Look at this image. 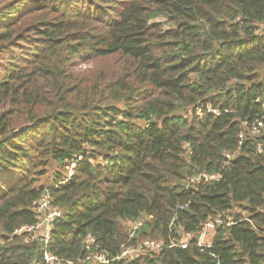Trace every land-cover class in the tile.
Masks as SVG:
<instances>
[{
    "label": "trees",
    "instance_id": "obj_1",
    "mask_svg": "<svg viewBox=\"0 0 264 264\" xmlns=\"http://www.w3.org/2000/svg\"><path fill=\"white\" fill-rule=\"evenodd\" d=\"M257 121L264 0H0V264L146 241L165 245L111 264H264ZM205 172L222 178L186 187ZM45 193L63 212L48 244L16 233ZM218 215L206 246L175 245Z\"/></svg>",
    "mask_w": 264,
    "mask_h": 264
},
{
    "label": "built area",
    "instance_id": "obj_2",
    "mask_svg": "<svg viewBox=\"0 0 264 264\" xmlns=\"http://www.w3.org/2000/svg\"><path fill=\"white\" fill-rule=\"evenodd\" d=\"M199 116L203 115L202 109L197 110ZM209 112L218 114V111L214 109H209ZM253 132L257 131L264 127L263 121H257L252 125ZM242 138V136H241ZM260 149V147H259ZM232 158L231 154H226L225 159L229 162ZM76 164H72L68 171L67 181L73 177L74 169ZM222 178L220 173L209 174V173H200L196 174L193 177H190L186 182V187H193L198 184L218 182ZM52 199L49 193L43 194L39 200L33 203V207L37 214L39 215V221L36 225L26 226L18 230L17 234L27 233L30 236L31 241H35L38 237H42L45 244H48L51 238L52 225L56 220H59L63 216V212L57 208L52 207ZM186 207H178V209H185ZM174 220L172 221V223ZM143 220L135 221L130 223V240L135 237L137 232L143 227ZM223 224V219L221 215H218L215 219H208V221L200 226V231L197 234H184L179 240L175 241V245L181 249H187L192 242L197 243L200 247L207 245V238L209 233L215 229L218 225ZM230 225V224H229ZM96 240L88 236L87 249H91L95 244ZM164 242L161 241H146L140 243L136 246L125 245L122 248L121 253L116 257L112 258L108 253H94L87 261H95L100 264H111L115 260H122L126 258H138L144 253L151 251L158 253L163 250ZM44 260L47 264H83L84 261H68L62 260L58 257L46 252L44 255Z\"/></svg>",
    "mask_w": 264,
    "mask_h": 264
},
{
    "label": "rangeland",
    "instance_id": "obj_3",
    "mask_svg": "<svg viewBox=\"0 0 264 264\" xmlns=\"http://www.w3.org/2000/svg\"><path fill=\"white\" fill-rule=\"evenodd\" d=\"M86 68H88V67L87 66L82 67V69H86ZM52 174H53V169L50 170L49 174L45 178H43L41 180V182L42 183H46V184L49 183V181L51 180V175Z\"/></svg>",
    "mask_w": 264,
    "mask_h": 264
}]
</instances>
